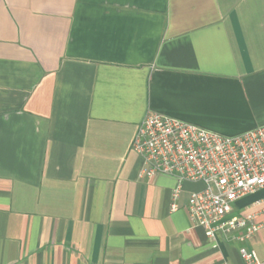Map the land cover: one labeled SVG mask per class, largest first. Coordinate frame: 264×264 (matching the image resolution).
Segmentation results:
<instances>
[{
  "label": "crops",
  "instance_id": "1",
  "mask_svg": "<svg viewBox=\"0 0 264 264\" xmlns=\"http://www.w3.org/2000/svg\"><path fill=\"white\" fill-rule=\"evenodd\" d=\"M148 111L264 125V0H0V264L264 263V229L193 225L186 182L140 177ZM261 211L264 187L232 215Z\"/></svg>",
  "mask_w": 264,
  "mask_h": 264
},
{
  "label": "built area",
  "instance_id": "2",
  "mask_svg": "<svg viewBox=\"0 0 264 264\" xmlns=\"http://www.w3.org/2000/svg\"><path fill=\"white\" fill-rule=\"evenodd\" d=\"M132 150L141 159L140 177L174 176L172 210L178 207L184 183H202L188 201L193 225L202 227L213 248L218 235L264 229L261 211L232 215L234 203L264 187V125L226 136L176 118L148 111L138 126ZM247 264H264L254 250L242 247ZM217 264H230L223 259Z\"/></svg>",
  "mask_w": 264,
  "mask_h": 264
}]
</instances>
